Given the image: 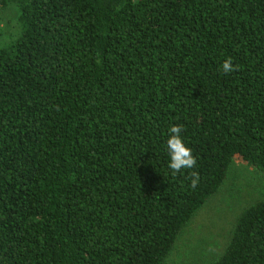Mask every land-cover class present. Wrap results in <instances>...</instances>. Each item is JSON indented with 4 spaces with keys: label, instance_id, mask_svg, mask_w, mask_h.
<instances>
[{
    "label": "trees",
    "instance_id": "1",
    "mask_svg": "<svg viewBox=\"0 0 264 264\" xmlns=\"http://www.w3.org/2000/svg\"><path fill=\"white\" fill-rule=\"evenodd\" d=\"M10 6L0 264H163L236 160L264 174V0H0ZM173 124L197 160L175 176ZM209 264H264V200Z\"/></svg>",
    "mask_w": 264,
    "mask_h": 264
},
{
    "label": "rangeland",
    "instance_id": "2",
    "mask_svg": "<svg viewBox=\"0 0 264 264\" xmlns=\"http://www.w3.org/2000/svg\"><path fill=\"white\" fill-rule=\"evenodd\" d=\"M15 6L0 7V45L18 15ZM264 200V174L236 160L220 189L180 233L163 264H209L225 249L237 218L248 206Z\"/></svg>",
    "mask_w": 264,
    "mask_h": 264
},
{
    "label": "clouds",
    "instance_id": "3",
    "mask_svg": "<svg viewBox=\"0 0 264 264\" xmlns=\"http://www.w3.org/2000/svg\"><path fill=\"white\" fill-rule=\"evenodd\" d=\"M221 68L225 74L234 71L231 59H225ZM164 151L167 156V168L172 176L180 173L182 169H193L197 164L191 147L188 146L182 135V126L180 125L173 124L169 127L166 141L164 142ZM199 180V173L193 171L191 173V186L195 188Z\"/></svg>",
    "mask_w": 264,
    "mask_h": 264
}]
</instances>
